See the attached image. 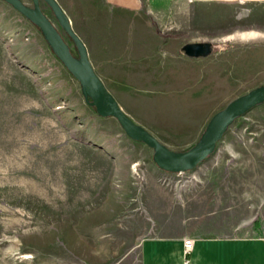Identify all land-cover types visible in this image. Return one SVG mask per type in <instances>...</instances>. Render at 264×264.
I'll use <instances>...</instances> for the list:
<instances>
[{
	"label": "rangeland",
	"instance_id": "rangeland-1",
	"mask_svg": "<svg viewBox=\"0 0 264 264\" xmlns=\"http://www.w3.org/2000/svg\"><path fill=\"white\" fill-rule=\"evenodd\" d=\"M40 8L76 55L48 6ZM236 16L239 33L258 37L211 42L212 56L200 62L215 84L212 116L264 86V6ZM212 116L198 120L200 136ZM129 119L148 133L180 128ZM152 157L86 104L40 30L0 0V264L134 263L166 207L264 222V103L237 118L192 171L167 175Z\"/></svg>",
	"mask_w": 264,
	"mask_h": 264
},
{
	"label": "crops",
	"instance_id": "crops-1",
	"mask_svg": "<svg viewBox=\"0 0 264 264\" xmlns=\"http://www.w3.org/2000/svg\"><path fill=\"white\" fill-rule=\"evenodd\" d=\"M54 1L126 116L142 118L152 127H180L149 132L174 151L187 150L200 136L198 120L210 118L215 110V101L207 96L215 84L201 74L207 64L200 62L212 54L188 58L181 47L236 40L244 26L237 10L264 6V0ZM162 210L154 217V233L137 246L136 261L118 264H264L263 221L234 225L218 212ZM186 239L193 241L188 254Z\"/></svg>",
	"mask_w": 264,
	"mask_h": 264
},
{
	"label": "water",
	"instance_id": "water-1",
	"mask_svg": "<svg viewBox=\"0 0 264 264\" xmlns=\"http://www.w3.org/2000/svg\"><path fill=\"white\" fill-rule=\"evenodd\" d=\"M36 26L53 54L66 70L78 81L82 96L89 107H93L98 116L114 118L125 134L134 141L145 144L153 150L152 160L163 172L179 174L192 171L204 162L216 149L228 127L252 108L264 103V86L257 87L245 95L229 102L226 107L215 113L208 121L199 140L185 151H172L157 141L150 133L136 125L120 109L115 99L108 93L100 79L94 73L87 52L81 41L72 32L69 22L54 0H31L32 6L21 0H1ZM43 1L66 36L71 40L76 55L50 20L40 8ZM211 42L187 43L180 53L188 58H205L212 54Z\"/></svg>",
	"mask_w": 264,
	"mask_h": 264
},
{
	"label": "built area",
	"instance_id": "built-area-1",
	"mask_svg": "<svg viewBox=\"0 0 264 264\" xmlns=\"http://www.w3.org/2000/svg\"><path fill=\"white\" fill-rule=\"evenodd\" d=\"M167 175H169V173H167ZM183 247H184V254H188L193 248V241L190 239L184 240Z\"/></svg>",
	"mask_w": 264,
	"mask_h": 264
},
{
	"label": "bare ground",
	"instance_id": "bare-ground-1",
	"mask_svg": "<svg viewBox=\"0 0 264 264\" xmlns=\"http://www.w3.org/2000/svg\"><path fill=\"white\" fill-rule=\"evenodd\" d=\"M256 37H258V34L254 33V32L241 33L239 35L240 40H248V39H252V38H256Z\"/></svg>",
	"mask_w": 264,
	"mask_h": 264
}]
</instances>
